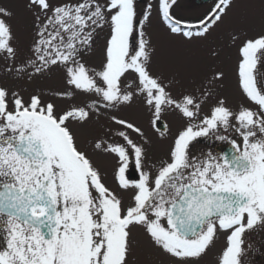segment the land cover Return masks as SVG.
I'll list each match as a JSON object with an SVG mask.
<instances>
[{
  "label": "snow or ice",
  "instance_id": "snow-or-ice-1",
  "mask_svg": "<svg viewBox=\"0 0 264 264\" xmlns=\"http://www.w3.org/2000/svg\"><path fill=\"white\" fill-rule=\"evenodd\" d=\"M232 3L217 0L193 25L174 17L177 0H145L139 11L138 0H26L32 41L23 59L14 43V13L0 6V56L7 74L31 80L55 70L65 81L55 97L90 94V103L58 109L43 94L25 100L0 85V226L5 242L0 264H139L136 227L153 251L174 264H201L218 235L226 233L216 264H244L246 237L264 231V32L240 41L238 85L250 103L234 111L216 91L225 76L222 70L206 77L196 90L199 96L173 95L177 82L165 83L152 71L155 49L145 31L155 9L171 34L203 39ZM105 31L99 65L89 67L85 57L95 53L96 39ZM213 97L201 116L202 105ZM137 99L161 138L164 114L175 113L185 123L166 158L151 171L146 170L145 147L129 135L144 137L142 128L110 116L123 143L97 138L93 151L118 158L114 179L120 189L132 191L125 205L77 142L75 128L109 109L131 107ZM221 131H232L240 140L230 141L231 153H192L198 138L227 140ZM133 156L137 180L126 176Z\"/></svg>",
  "mask_w": 264,
  "mask_h": 264
},
{
  "label": "rangeland",
  "instance_id": "rangeland-1",
  "mask_svg": "<svg viewBox=\"0 0 264 264\" xmlns=\"http://www.w3.org/2000/svg\"><path fill=\"white\" fill-rule=\"evenodd\" d=\"M143 0H138V11L143 9ZM17 2L23 0H0V6L9 8L14 13L11 21L16 36L15 46L18 49V59H23L29 55V47L32 41L31 14L22 5ZM153 4L156 1L150 0ZM209 9L208 6H194L193 9L181 4L172 9L173 15L183 21L200 20ZM148 38L151 40L155 49V55L152 60V71L159 74L165 79V83L174 80L177 83L172 89L173 95L180 92H196L205 83L206 77L216 70H222L225 73L223 81L217 86V93L221 98L226 99L228 105L236 110L240 107L234 97L238 94L241 101V95L238 85V47L240 41L245 37H252L258 33L264 32V6H259L257 0H237L227 11L223 20L215 25L206 38H196L188 41L182 36H174L170 33L167 26L162 23L157 16L155 9L151 17V22L145 26ZM107 31L101 32L96 39L95 53L85 57L86 65L89 67H98L102 56V49L105 44ZM236 36L233 41L232 37ZM213 52L216 55H213ZM10 66V65H9ZM264 72V68L261 69ZM0 85L8 87L12 91L19 92L25 100L33 93L43 94L46 100L57 104L58 109H63L69 104H80L83 106L90 103V94H77L74 99L67 100L55 97L54 93L65 88L63 73L52 71L35 79L29 80L27 77H16L9 75L4 70V60L0 56ZM212 101L202 105L201 113L208 112ZM234 110V109H233ZM117 115L120 118L129 119L142 128L145 133L140 137L136 133L129 131L130 138L137 144L145 147L146 170H151L153 164H158L162 158H166L169 145L177 130L185 123L181 117L174 113L165 114V117L171 124V131L164 135L163 138L158 135L149 123V113L141 99H137L131 107L120 109H109L104 114L90 121L87 125L76 127L77 142L93 156L97 166L101 169L105 184L114 192L121 195L125 205L130 202L132 191L122 190L119 188L114 179V169L117 166L118 158L114 154H100L93 151V145L97 138L106 140L109 143H123L122 138L117 137L115 132L119 126L114 125L111 115ZM177 115V116H176ZM220 135H226L227 140L231 138L238 139L237 135L229 131L228 133L220 132ZM211 139L216 140L215 136ZM148 141V142H146ZM216 140L215 142H218ZM194 153V152H192ZM134 156L130 158L129 167L126 176L130 180L139 178L138 171L134 165ZM226 233L218 235L216 244L209 256L205 257L201 264H216L218 253L225 246ZM135 259L139 264H174L168 257L153 251L147 242V237L139 227L133 229ZM251 244L252 247L248 248ZM246 253L244 255V264H264V231L257 230L246 237Z\"/></svg>",
  "mask_w": 264,
  "mask_h": 264
},
{
  "label": "flooded vegetation",
  "instance_id": "flooded-vegetation-1",
  "mask_svg": "<svg viewBox=\"0 0 264 264\" xmlns=\"http://www.w3.org/2000/svg\"><path fill=\"white\" fill-rule=\"evenodd\" d=\"M236 1H237V0H234L233 3H232V5H233ZM207 2H208V3H204V2H203L206 6L209 7L207 13H205L203 17L207 16L208 13L211 12V10L214 8L215 4L217 3L216 0H208ZM182 4H183V5H182ZM182 4H181V6H185V5H186L187 7L193 9L194 6H198V7L201 6V4H202V0H182ZM257 4H258L259 6H264V2H262V0H257ZM203 17H202V18H203ZM227 145H229V144H226L225 142H222V143H221V146H224V147H225V146H227ZM4 246H5V242H4V240H3V231H2V226H0V248H3Z\"/></svg>",
  "mask_w": 264,
  "mask_h": 264
}]
</instances>
